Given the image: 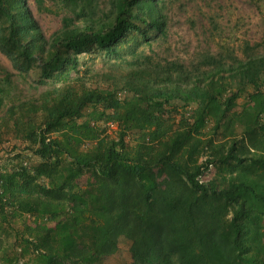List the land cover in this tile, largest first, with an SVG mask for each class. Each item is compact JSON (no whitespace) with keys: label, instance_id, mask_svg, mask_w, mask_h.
<instances>
[{"label":"trees","instance_id":"trees-1","mask_svg":"<svg viewBox=\"0 0 264 264\" xmlns=\"http://www.w3.org/2000/svg\"><path fill=\"white\" fill-rule=\"evenodd\" d=\"M169 1L0 0V264H264V11L185 62Z\"/></svg>","mask_w":264,"mask_h":264},{"label":"rangeland","instance_id":"rangeland-1","mask_svg":"<svg viewBox=\"0 0 264 264\" xmlns=\"http://www.w3.org/2000/svg\"><path fill=\"white\" fill-rule=\"evenodd\" d=\"M45 4L49 6L50 0H45ZM30 9L46 37L59 28V18L37 11L32 2ZM263 11L264 7L255 5L252 0H170L167 8L168 36L166 41L153 45V51L161 58L189 62L194 60L197 52H216L219 42L229 48L234 47L239 54L238 49L242 43L254 44L261 41ZM212 20L216 23V29L212 28ZM95 56H84L82 61L98 69L101 67L100 57L98 54ZM0 65L15 74L10 62L1 52ZM21 88L37 93L30 82H21ZM44 89L45 86L38 87V91ZM8 149L9 146L3 149L2 154ZM152 174L160 188L170 185L171 176L165 168L159 167ZM212 174L213 168H210L201 179L208 180ZM94 181V176L86 175L82 183L87 185ZM81 255L84 252L78 250L76 256Z\"/></svg>","mask_w":264,"mask_h":264}]
</instances>
